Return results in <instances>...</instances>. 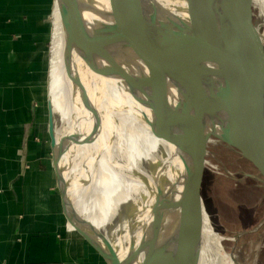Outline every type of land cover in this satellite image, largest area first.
Returning a JSON list of instances; mask_svg holds the SVG:
<instances>
[{"label":"water","instance_id":"water-1","mask_svg":"<svg viewBox=\"0 0 264 264\" xmlns=\"http://www.w3.org/2000/svg\"><path fill=\"white\" fill-rule=\"evenodd\" d=\"M108 3L112 23L90 30L76 1L54 0L65 32L63 65L75 48L88 57L102 48L119 49L127 62L128 52L142 67L141 76L130 71L126 80L134 91L144 93L143 104L152 114L147 123L184 166L181 217L190 220L192 237L187 242L180 232L171 230L169 236L176 241L172 262L199 264L205 242V218L214 236H218L211 227L203 199L209 145L216 141L252 165L258 176H246L264 188V0H172V18L159 11L154 0ZM89 4L91 12L98 16L94 9L99 6L98 0H90ZM64 67L67 70V65ZM207 88L217 101L221 97L230 101L234 96L244 99L246 134L237 128H231L226 136L219 134L204 105ZM49 109L52 161L68 224L77 226V233L106 264H149L164 237L165 221L180 209L178 202L172 201L176 187L163 178L162 186H158L159 202L151 209L152 238L145 237L144 229V239L138 241L144 223L134 221L132 258L121 260L114 238L106 229L97 231L90 226L69 197V183L62 174L56 117L50 106ZM173 169L178 174L177 168ZM176 186L179 187L177 182Z\"/></svg>","mask_w":264,"mask_h":264},{"label":"crops","instance_id":"crops-1","mask_svg":"<svg viewBox=\"0 0 264 264\" xmlns=\"http://www.w3.org/2000/svg\"><path fill=\"white\" fill-rule=\"evenodd\" d=\"M60 15L55 5L52 33L57 38L48 52L49 0H0V264H83L87 253H94L95 263L98 259L97 252L77 233V226L67 222L52 161L51 98L60 144L63 131L67 132L65 122L70 121L73 129L76 118L75 104L63 98L65 79L54 78L60 74L54 63L58 69L63 68L65 32ZM77 66L85 72L81 61L77 60ZM120 86L119 93L127 104L126 115L138 109L145 119L147 107L141 96L135 98L129 85ZM51 89L59 92L51 93ZM111 107L114 110L116 104ZM41 125L47 143L43 137L41 141L36 138L38 131H44ZM89 127L92 130L93 124ZM95 146L96 150L85 148L87 165L83 157L77 164L71 158L67 160L71 157L67 150L61 153V164L77 213L100 231L113 219L112 196L111 206L100 201L108 199L106 195L113 192V184L97 165L98 142ZM87 170H91V183L83 188Z\"/></svg>","mask_w":264,"mask_h":264},{"label":"bare ground","instance_id":"bare-ground-1","mask_svg":"<svg viewBox=\"0 0 264 264\" xmlns=\"http://www.w3.org/2000/svg\"><path fill=\"white\" fill-rule=\"evenodd\" d=\"M74 1L83 9L84 18L90 30L92 28H101L106 24L109 25L112 23L111 19L108 17V14L110 16L108 0H98L99 6L94 7L96 12L99 13L97 14L98 16L91 12L93 9L89 4L90 0ZM154 1L156 3L155 7H157L159 11H164L168 17L171 16L172 18V14L169 13L172 0ZM150 9H153V7H150ZM117 50L119 51V49L104 50L102 48H97V54L95 53L88 57L78 48H75L70 51L68 61L67 59L65 60L66 63L63 65V71L69 83L68 94L71 93L73 98L75 95V99L77 98L76 104L82 114H79L80 116H78V114L75 116L76 118L71 132L63 131L61 153H63L64 150L71 153L70 151L73 149L75 157L72 158L73 161H76L74 163L77 164L78 160L83 157L87 165L86 149L91 148L96 150L97 146L95 145L98 142L99 147L95 156L103 163L102 171L104 170L106 173L109 169V175L108 173L106 174L109 177L108 181L113 184V219L119 212V209L123 207L119 221L111 232L113 238L117 236L114 238L116 248L119 258L123 261L132 258L133 253L130 250V238L132 237L131 229L134 221L140 224L144 223L141 234L139 235L138 233V241L144 239L142 235V233H145L144 229L147 230L145 237L149 238V240L152 238V230L149 228V224L152 220L151 209L152 206L159 202L157 200V198L159 199L158 186H162L163 178L167 179L166 181L169 182L168 184L170 186H175L176 191L172 201L178 202V207L180 209H177L175 214L168 216V219L165 221L163 225L164 237L161 242L158 243L149 261V264H173L172 258L175 256L176 241L174 242L169 236L171 230L174 228V231L180 232L181 236L187 242L192 237L190 220L188 221L186 218L181 217V207H184L182 202L184 184V177L182 175H184V166L179 156L176 155L175 152L173 153L167 144L166 149L164 147L165 151L161 156V160L156 162V155L162 150V144L159 142L152 127L147 123V119H152V114L148 108L145 119L141 116L142 111L140 113V110L137 109L134 112L135 115L133 120H135L134 123L136 122L138 127L136 131L134 130L131 134L134 136V139L127 149L123 166H121V168L118 166L117 159L119 158L120 142L117 140V135L125 134L123 129L129 128L130 125L133 124L129 116L125 113L127 104L123 98H121L119 84L121 88L122 86L128 87L129 83L126 79H128L130 71L137 76H141L142 73H140V71L142 67L139 66L137 61H133V58L128 55V52V62L124 61L121 53L119 54L120 51L118 52ZM77 60L81 61L82 69L85 71L84 73L77 66ZM65 65H67V70H65ZM131 91L132 93L136 92L133 89ZM135 94V98L139 95L138 97L141 96L140 99L144 101L143 92H136ZM220 99L221 101L215 100L214 97H212L211 90H205L204 105L212 122L214 124L218 123L216 126L217 131L220 130V128H225L227 125L229 126L231 121H233V126L231 128H237L245 133L246 130L243 128L245 111L244 99L237 98L236 96L230 99V101L222 97ZM111 102L116 104L114 110H112ZM124 115L126 118H124ZM90 123L93 124L92 130H89V128H91L89 127ZM230 129L225 131L223 135L226 136ZM120 130L122 133H120ZM131 135H126L129 141L132 140ZM103 141L105 142L103 143ZM120 155L123 156L121 152ZM92 158L95 157L92 156ZM175 167L178 170V174L174 173L173 168ZM116 169H118L117 172L121 170L120 173L116 176L115 180L114 177L110 179V174L112 172L114 173ZM90 171L91 170H87V181L82 180L83 188L91 183ZM180 177H183V179ZM110 180L113 181L111 182ZM176 182L179 184L178 188ZM168 184H166L167 187L169 186ZM137 190L142 196L141 203L136 201L135 203L133 202L134 204L131 206V195L133 191L137 192ZM135 198L137 199V197ZM113 219H111V224ZM205 221L206 224L203 233L205 242L199 264H237L236 258L230 254L226 255V253H223L220 255V261L222 263L217 259V254H215L216 258L215 255L214 257H210L209 250L211 245L208 243L211 237L207 236L209 221L206 218ZM134 263L138 264L139 261L131 262V264Z\"/></svg>","mask_w":264,"mask_h":264},{"label":"rangeland","instance_id":"rangeland-1","mask_svg":"<svg viewBox=\"0 0 264 264\" xmlns=\"http://www.w3.org/2000/svg\"><path fill=\"white\" fill-rule=\"evenodd\" d=\"M49 6L50 41L48 45V52L52 47L51 42L57 38V36L52 33V13L54 8V0H49ZM63 50H65V46ZM63 50L61 52L62 56ZM55 64V71L60 72V74H56L54 78L58 79L60 77L65 79V85L62 92V94L64 93L63 98L66 102H68L69 100L73 101L72 104L75 105H73L74 107H72L76 111V115L78 114V116H80L79 114L82 113H80V109L76 104L77 98L75 99V95L73 98L71 93L68 94L69 83L64 74L63 68L58 69V64L54 63V66ZM60 67H62V64L60 65ZM47 78L49 79V71L47 73ZM51 86L54 85L51 84ZM47 88L49 89V84ZM44 92H46V85L42 93L44 94ZM52 92L53 90L51 89V93ZM57 92L59 91H54L53 93ZM50 105L52 106V98L50 101ZM130 114L131 115H129V118L131 119L133 124H131L129 128L123 129L125 131V134L117 135V140L118 142H120L119 151L123 154V156H121L119 152V158L117 159V164L118 166H120V168L124 164L127 149L134 139V136L131 134L134 132V130L136 131V128L138 127V125H136V122L134 123L135 120H133L135 113L130 112ZM65 123L67 132H71L72 128L70 127V121H67ZM232 123L233 121H231L229 126L227 125L225 128H220V130H218L219 134L223 135L225 131L233 126ZM217 124L218 123H215L214 127H216ZM43 128L44 127L42 126V129ZM120 133H122L121 130ZM244 134H246V132ZM36 135V138L39 141H41L43 137L44 141L47 143L48 140L45 138V128L42 132L38 131ZM126 135H131L132 140L129 141V138ZM158 140L162 144V150L157 153L156 162L161 160V156L164 154L163 152L166 149V143L159 138ZM70 152L72 156L67 157V160L71 158V162L75 164V161H73L72 158L75 157V152L73 149ZM208 162L209 164L205 172L203 185V199L210 218L211 227L218 235L217 237H215L212 233L211 228L209 227L207 236L211 237V240H209L208 243L209 245H211V248L209 250L210 257H214V255L217 254V259H219L220 261V255L226 253V255L230 254L234 256L236 258L237 264H264V188L261 187L260 182L246 176H258L257 171L253 168L252 165L241 159L233 151L222 146L216 141L212 142L209 145ZM97 165L103 168V163L101 161H98ZM117 170L118 169H116L114 173L112 172L110 174V179H113L114 177L115 180L116 176H118L121 171L120 170L117 172ZM106 173H108L109 175V169L106 171ZM110 181L112 182L113 180ZM133 193V196L131 195V206L136 201L141 203L142 200V196L138 192V190L137 192L133 191ZM106 196L108 197V199L102 196L103 198L101 197L102 199L100 201L105 202L109 206H111L110 202L112 196L113 206L114 193L110 190ZM135 197H137V199ZM103 206L105 207L106 205L103 204ZM122 209L123 207H121L117 215L114 216L112 224L108 227L104 225L103 227H101V231L103 229H106L107 234L109 236L111 235L113 227L119 221ZM116 237L117 236H115L114 238ZM96 254L98 256V259H96V263L94 262V253L93 255H89L87 253V255L84 257L83 264H105V261L102 259V257L98 253ZM220 263L222 262L220 261Z\"/></svg>","mask_w":264,"mask_h":264},{"label":"flooded vegetation","instance_id":"flooded-vegetation-1","mask_svg":"<svg viewBox=\"0 0 264 264\" xmlns=\"http://www.w3.org/2000/svg\"><path fill=\"white\" fill-rule=\"evenodd\" d=\"M248 178H250V177H248Z\"/></svg>","mask_w":264,"mask_h":264}]
</instances>
